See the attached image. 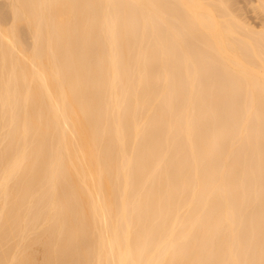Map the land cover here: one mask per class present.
<instances>
[{
  "label": "bare ground",
  "instance_id": "bare-ground-1",
  "mask_svg": "<svg viewBox=\"0 0 264 264\" xmlns=\"http://www.w3.org/2000/svg\"><path fill=\"white\" fill-rule=\"evenodd\" d=\"M233 1H0V264H264V23Z\"/></svg>",
  "mask_w": 264,
  "mask_h": 264
},
{
  "label": "rangeland",
  "instance_id": "rangeland-1",
  "mask_svg": "<svg viewBox=\"0 0 264 264\" xmlns=\"http://www.w3.org/2000/svg\"><path fill=\"white\" fill-rule=\"evenodd\" d=\"M1 1V0H0ZM233 1V0H232ZM236 1V2H235ZM233 1V6H235L234 10L236 11L237 8V12L236 15L241 16L240 18L246 20L245 22L251 24V26L255 27L256 29L261 28L263 25V21H264V15L261 11H259L260 9L257 8V0H235ZM256 5V6H255ZM256 7V8H255ZM258 9V10H256ZM242 19V20H243Z\"/></svg>",
  "mask_w": 264,
  "mask_h": 264
}]
</instances>
